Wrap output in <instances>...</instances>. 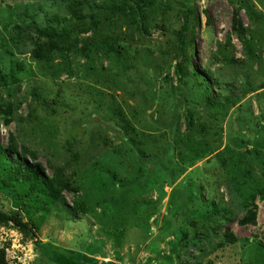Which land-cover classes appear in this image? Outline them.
I'll return each mask as SVG.
<instances>
[{
  "label": "rangeland",
  "instance_id": "obj_1",
  "mask_svg": "<svg viewBox=\"0 0 264 264\" xmlns=\"http://www.w3.org/2000/svg\"><path fill=\"white\" fill-rule=\"evenodd\" d=\"M120 2L0 0L7 262L264 264V0ZM49 28L66 60L36 58Z\"/></svg>",
  "mask_w": 264,
  "mask_h": 264
},
{
  "label": "trees",
  "instance_id": "obj_2",
  "mask_svg": "<svg viewBox=\"0 0 264 264\" xmlns=\"http://www.w3.org/2000/svg\"><path fill=\"white\" fill-rule=\"evenodd\" d=\"M77 3V2H76ZM144 5V0H121L120 5L116 6L114 3L109 6L111 11L119 10L123 15L131 14L133 19H137L139 17V11H141L142 6ZM188 12H191L190 9ZM187 12V13H188ZM188 16V15H187ZM187 16L185 17V21L187 22ZM234 30L241 32L242 30V22L239 18H234L233 22ZM187 23H184L182 27V34H184L187 31ZM39 33L47 38V45H38L34 50V54L36 58L43 59V60H50L51 57L54 55L60 56L61 58H67L68 53H71L75 49V44L77 42V39L70 38V33L67 30H61L56 31L55 29H39ZM182 43L184 42V38L181 39ZM66 60V59H64ZM60 71L68 72L69 67H62L60 68ZM5 82V75H0V85H2ZM3 111L6 114V122L9 121L8 116L11 115L12 110L11 106L7 105L4 107ZM73 135L75 137H79L80 135L74 131ZM2 147L0 146V150ZM16 149L13 148V145L11 144L10 152H15ZM13 176L14 177H20L23 176L25 181L29 182L30 187L32 189H39L40 187L44 188L45 190H54L53 185L48 180V178H45L42 173L41 169L38 165L35 164H27L26 161H23V164L20 163L17 166H14L12 169ZM40 188V189H41ZM55 192V191H54ZM51 194H54L53 192H50ZM7 217L2 215L0 213V221H8ZM16 225H19L20 228L23 231H28L27 227L24 223H21L20 219L17 217V215L13 216V220ZM244 222V221H242ZM0 264H9L6 260L5 251L4 249H0Z\"/></svg>",
  "mask_w": 264,
  "mask_h": 264
}]
</instances>
